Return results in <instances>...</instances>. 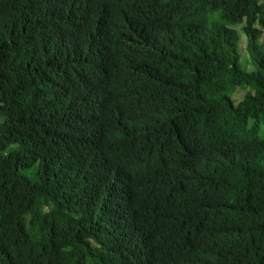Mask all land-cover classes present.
I'll return each mask as SVG.
<instances>
[{"label":"trees","instance_id":"16d2710c","mask_svg":"<svg viewBox=\"0 0 264 264\" xmlns=\"http://www.w3.org/2000/svg\"><path fill=\"white\" fill-rule=\"evenodd\" d=\"M0 264H264V0H0Z\"/></svg>","mask_w":264,"mask_h":264},{"label":"rangeland","instance_id":"374dc122","mask_svg":"<svg viewBox=\"0 0 264 264\" xmlns=\"http://www.w3.org/2000/svg\"><path fill=\"white\" fill-rule=\"evenodd\" d=\"M236 29H237V32L239 33V36H240L239 51H240V54H241L242 69L250 72V71H252L253 68H252L251 62H250V60L248 58V55L246 53V50H245V37L242 34V31H241V27L240 26H237ZM245 91H238L237 93H235L233 95V98L236 101H241L242 98H243V94L245 93ZM46 211H47V209L44 208L42 210V214H44Z\"/></svg>","mask_w":264,"mask_h":264},{"label":"clouds","instance_id":"9594fccd","mask_svg":"<svg viewBox=\"0 0 264 264\" xmlns=\"http://www.w3.org/2000/svg\"><path fill=\"white\" fill-rule=\"evenodd\" d=\"M237 30V29H236ZM241 31H242V26H241ZM238 33V32H237ZM242 34H243V36L245 37V35H244V33H243V31H242ZM238 36H239V33H238ZM239 41H240V36H239ZM239 41H238V46H239ZM245 50H246V37H245ZM239 53H240V51H239ZM246 53H247V55H248V52H247V50H246ZM241 55V54H240ZM248 58H249V55H248ZM250 60V59H249ZM251 62V61H250ZM240 64H241V58H240ZM241 67H242V64H241ZM253 68V67H252ZM244 70V69H243ZM253 70V69H252ZM246 73H250V72H248V71H246V70H244ZM246 90V91H245ZM245 90H242V89H238V90H236L235 91V93H237L238 91H245V93L246 92H248L250 89L249 88H247V89H245ZM234 93V94H235ZM245 93L243 94V96L245 95ZM234 94H232V98H233V95ZM234 99V98H233ZM234 101L236 102V103H240L241 101H236L235 99H234Z\"/></svg>","mask_w":264,"mask_h":264}]
</instances>
